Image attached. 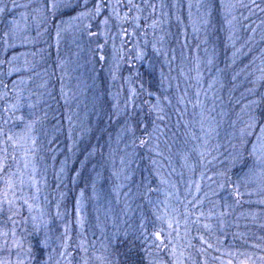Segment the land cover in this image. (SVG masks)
<instances>
[{
    "label": "rangeland",
    "instance_id": "1",
    "mask_svg": "<svg viewBox=\"0 0 264 264\" xmlns=\"http://www.w3.org/2000/svg\"><path fill=\"white\" fill-rule=\"evenodd\" d=\"M18 1L0 0V6L6 7L1 15L7 14L9 8L15 9L13 4L22 7L6 19L8 35L3 50L9 54L0 60V114L5 113L7 122L13 123L3 129L13 135V141L0 136V153L7 156L10 171L17 173L13 177L19 198L15 207L20 208L23 199H28L33 208L29 212L24 206L22 215L15 217L17 221L27 220L15 226V240L21 245L17 247L5 205L0 215V233L9 235H0V261L32 264L35 255L30 243L37 235L40 240L47 239V247L39 244L41 264H118L119 237L134 232L142 237L148 257L158 264H264V175L228 178L221 172L222 151L215 148L210 152L212 131L223 145L222 130L234 110L230 111L224 101L232 93L228 84L219 82L220 72L225 71L219 54L207 51L203 45L211 34L210 25L223 28L234 75L240 67L246 76L264 78V18L255 19L263 12L260 9L264 8V0L261 4L256 0L259 8L251 0H133L142 11L134 10L130 15H140V27L132 34L131 23L125 24L127 36L120 33L115 18H110L107 26L101 24L111 16L107 8L99 16L72 19L85 11L84 0H72L78 5L73 10H57L67 12L54 22L47 16L46 1L50 13V5L56 0ZM247 1L250 4L246 5ZM93 3L88 0L89 9ZM119 11L123 15L127 9ZM150 39L156 49L164 50L165 57L157 59L171 68L173 78L176 66L181 76L187 77L188 95L178 97L182 104L175 107L180 111L173 115L182 139L178 141L175 136L157 142L154 133L148 148L153 154L156 182L139 191V181L131 175L134 158H129L132 140L127 131L132 126L127 120L117 138L105 144L106 157L91 159L88 168L85 160L97 154L103 143L99 128L107 114L114 109L127 114L124 108L135 89L130 78L99 72L95 56L103 53V61H109L111 69L118 68L125 49L130 46L140 51L143 43L153 44ZM196 45L201 49L194 51ZM255 88L253 81L252 89ZM187 98L188 108L184 110ZM164 108L160 98V109ZM29 123L30 128L26 127ZM188 138L197 150L195 156L187 148ZM84 165L88 172L80 173ZM146 176L144 183L148 184ZM243 178L253 188L239 190L237 197L236 188ZM249 197L253 198L251 203ZM188 201H194L195 207ZM145 202L148 208H143ZM185 206L189 209L187 227ZM31 216L37 217L35 226ZM177 218L179 225L175 223ZM169 220L173 221L172 228L167 227ZM205 224L209 227L205 228ZM197 227L193 238L191 230ZM157 231L161 232L159 241L154 235Z\"/></svg>",
    "mask_w": 264,
    "mask_h": 264
},
{
    "label": "trees",
    "instance_id": "2",
    "mask_svg": "<svg viewBox=\"0 0 264 264\" xmlns=\"http://www.w3.org/2000/svg\"><path fill=\"white\" fill-rule=\"evenodd\" d=\"M25 0H19L18 3L21 4ZM46 1V10H48V18L53 22L56 19L61 18V14L65 15L67 10H62L60 13L51 9L49 13V5ZM259 3L262 0L258 1ZM216 4V3H214ZM250 4L248 1L246 5ZM261 4V3H260ZM252 6V5H251ZM6 8V7H5ZM22 9L21 6L16 7L15 9L10 8L6 10L9 11L5 15L0 16V60H4L8 57L9 52H4V42L6 40L5 31L7 30L6 19L10 14L15 13L16 11ZM63 12V13H62ZM121 13V12H120ZM264 11L259 12V16H256L255 19L262 20L264 18ZM58 14V15H57ZM134 14V10H133ZM132 14V16H133ZM56 15V16H54ZM47 18V19H48ZM250 20H247L249 22ZM222 24L224 22H221ZM53 23L50 22L49 27L52 29ZM211 34L208 37V40L205 39L207 51L216 50L219 54V58L222 61L223 66L225 67L224 72H220L221 81H224L231 87V96L225 97V103L230 106V115L228 116L227 123L225 128L222 130V136L225 143L223 145L219 140V136L216 138V135L212 131L211 135V144L209 146L210 152L215 148L221 150L220 159L223 161L224 169L221 171L222 175H227L229 177H234L235 179L238 176L242 175H264V165H260V160L258 159L259 153L252 154V143L256 140V134L259 132L257 127L253 132L252 129H249L248 125L252 122L253 118L258 124L264 125V78H257L254 74L253 76H246L245 71H241L239 67V73L234 75L233 65L227 54V48L225 47L226 39L224 35L226 32L223 28H214L209 26ZM149 37V36H148ZM153 43L154 41L150 39ZM154 43L146 42L142 44L140 49L144 53L142 59H136V53L139 49L137 47H130L125 49L122 53V65L118 68L111 69L108 65L109 61H103V53H100L97 57V65L100 69L97 68L99 72H105L113 75H120L122 79L130 78L133 81V87L135 95H133L132 100L129 103H126L124 109H127V114H120V110H110L105 117V123L102 124L99 128L100 134L99 138L103 137V143L98 149L97 154L86 158L85 165L88 168V164L91 159L96 160L99 157H106L105 144L112 143L117 138V133L120 129H125L124 120H127L128 124H131L129 131V139L132 140L131 145L128 147L129 158H134L131 167V175H135L134 179L139 181V191L145 190L149 187L154 186L156 174L154 171V163L152 162L153 154L150 152L148 145L150 140L154 139V133L156 141L158 142L163 139V141L170 140L171 138L178 137V141L182 139V132L180 131V125H175V113L180 110L175 109V107L180 103L178 97L182 94H187L185 90L187 77H182L181 72L178 66H176L175 73L176 78L172 76V70L169 66H166L157 58H164L165 52L162 49L161 51H156L153 48ZM187 47H190L189 44ZM202 46L196 45L195 49L199 50ZM156 49V48H155ZM99 51H94L97 53ZM247 54H250V48H247ZM252 55V49H251ZM156 58V59H155ZM241 66L242 64L239 63ZM172 66L174 63L171 64ZM170 65V66H171ZM168 68V70H167ZM107 69V70H106ZM163 73V75H161ZM253 81L256 83V88L252 89ZM151 94V95H150ZM161 98V103L164 105V109L160 111L150 110L151 105L156 101V97ZM165 97L168 99L166 100ZM171 101L169 103L168 101ZM189 98H187L184 104V110L188 108ZM128 104V105H127ZM193 105V104H192ZM194 107V110H198L199 107ZM118 112L119 115L115 114ZM199 112V111H198ZM171 115L173 119H171ZM162 116L163 119L158 117ZM8 116L5 113L0 114V128L5 129L8 125H13L12 121H8ZM104 120V119H103ZM173 122V123H172ZM161 133V136L157 135ZM150 134V135H149ZM98 138V140H99ZM141 139H146L148 142L145 145L140 144ZM90 140L95 142L94 138L91 137ZM188 146L191 156L197 154L196 148H192L193 141L191 138H188ZM220 142V143H219ZM81 143V142H78ZM0 145H2L0 143ZM181 152H178L180 154ZM1 156H4L3 153H0ZM77 160V159H76ZM84 166H81L80 173L88 170ZM107 166L109 164L107 163ZM98 170H100V165L97 164ZM251 170V173H250ZM148 179V184L145 181ZM145 184V185H144ZM252 185L247 183L243 178L241 183L238 185V189L242 192H247L252 190ZM253 200L252 197H249V201ZM138 202L140 199L138 198ZM74 205V202L71 205ZM143 208H148V204L145 202L142 204ZM260 208L258 207V210ZM246 213V212H245ZM191 227H194L191 226ZM197 228L192 231L193 238H196L194 233L197 232ZM119 249L116 250V253L119 259L116 257L118 264H158L156 260H151L148 257L147 253L144 250V242L142 237L137 236L136 233L130 232L126 233V236L121 235L119 237ZM30 243L33 255H35L34 262L32 264H41L42 263V249L38 241L40 240L37 235L32 239ZM169 264V263H168Z\"/></svg>",
    "mask_w": 264,
    "mask_h": 264
},
{
    "label": "snow or ice",
    "instance_id": "3",
    "mask_svg": "<svg viewBox=\"0 0 264 264\" xmlns=\"http://www.w3.org/2000/svg\"><path fill=\"white\" fill-rule=\"evenodd\" d=\"M251 3L254 7L259 8L260 6L258 4H256V0H251ZM78 5H75L72 3V0H56L55 3H52L50 5V7L52 8L53 12L55 13V11L60 10V9H68V10H73L77 7ZM246 6V5H245ZM13 7H17V5L13 4ZM83 7L85 8V11L79 12L76 16L72 17V19L75 20H79L82 17H86V16H99L101 15L102 11L107 8L110 13L111 16L110 17H105V19L103 21H101L102 25L107 26L109 19L110 18H115V20L118 22V27L120 29V33L122 35H129L128 30L126 27H124L125 24L131 23L132 27H133V33L135 34L136 29H138L140 27V15H135L132 16L130 15V13L135 10L136 13H140L142 11L140 5L135 4L133 2V0H115V3L112 2V0H94V3L92 5V8L89 9L88 8V0H84V5ZM150 7H152L153 11H155V7L150 5ZM189 7H191V5H189ZM247 7V6H246ZM121 8H126L127 11H125L123 13V15H121L119 9ZM261 11H264V8L260 9ZM5 12V7L0 6V14ZM189 16H191V14H189ZM154 26V25H153ZM196 29L194 28V31ZM91 34V33H90ZM7 33H5V37H7ZM57 35H59V33H57ZM154 50L159 51V49H155V45H153ZM144 53L142 51H137L136 53V59H142L143 58ZM103 58V57H101ZM14 59V58H13ZM174 59V57H173ZM209 63H211V61H209ZM161 75H163V73H161ZM198 78H199V74H198ZM209 87H211V84L209 85ZM133 95H135V93L133 92ZM151 95V94H150ZM199 95V93H197V96ZM165 99L167 100L168 98L165 97ZM169 103H171V101H168ZM13 108H15V105H12ZM150 110L152 111H160V98L157 96L156 97V103L151 105ZM159 119H163L162 116L158 117ZM21 120H23V117L20 118ZM5 123H7V121H5ZM26 127L30 128L31 127V123L27 124ZM249 129H252L253 132H250L249 134H253L254 130L258 127L259 128V132L258 134H256V140L254 143H252V154H257L259 153V157L258 159L260 160L261 164L264 165V125L258 124L255 121V118H253L252 122L249 123L248 125ZM150 135V134H149ZM0 136H5L7 141H13V135L10 133H5L3 131L2 128H0ZM148 141L146 139H141L140 140V144L141 145H145ZM33 145H35V139L32 140ZM13 146H15V143L13 144ZM6 151V150H5ZM201 155H203L201 153ZM13 160H15V156L12 157ZM27 167V165H25ZM63 170V168H62ZM251 173V170H250ZM79 173H77L78 175ZM17 175V173L15 172H11L10 171V166L7 163V156H3L0 157V183L3 184V188L0 189V215L4 214L5 211V205L7 206V211L9 213V215L7 216V220L11 221L13 224V229L11 231V236L13 237V244H15L17 247H20V243L18 241L15 240V237L17 235L16 233V228L15 226L17 225V223L24 225L27 223V220H21V221H17L15 219L16 216L18 215H22L23 212V208L24 206H27V209L29 212H31L32 208H33V204L29 203L28 199H23L22 204L20 205V208H16L15 205L18 202L19 198L16 196L15 193V181L13 179V177H15ZM58 178V177H57ZM209 179H212L211 177H209ZM24 184V180H23V176H20V185L21 187ZM36 185V182L33 181V186ZM57 187H59V185H57ZM221 187H223V185H221ZM196 190L197 192L200 191V186L199 184L196 185ZM37 193L39 192V188H36ZM9 193L12 194V198H9ZM236 196L239 197L240 192L238 189V186L236 188V192H235ZM81 195H83V193H81ZM33 199H36V197H33ZM79 200L77 201V217L78 220L77 222L79 223V213H80V209H79ZM189 205H193V207H195V203L194 201H188ZM57 207V216L60 215L59 212V203H57L56 205ZM200 215L202 216L203 213H200ZM184 219H185V226L187 227V223H188V216H189V209L187 206H185L184 209V213H183ZM29 219H31L34 223L35 226V221L37 219V217L35 216H31L29 217ZM175 223L177 225H179V219L177 218L175 220ZM167 227L168 228H172L173 227V221L169 220L167 223ZM205 228H208L209 226L207 224L204 225ZM35 231L39 232V228L35 227ZM67 231V229H66ZM0 235H3L5 237H7L9 235L8 232H3L0 233ZM156 239L159 241L161 240V232L157 231L154 233ZM203 238L201 237V240ZM38 243L44 247H47V239L44 240H40L38 241ZM83 242H81V247H82ZM5 245H7V240H5ZM209 247H211V245H208ZM86 251V249H83ZM172 255L175 257L176 256V250L175 248H173L172 250ZM0 264H4L3 261H0ZM85 264H87V261H85ZM176 264H179V261L176 262Z\"/></svg>",
    "mask_w": 264,
    "mask_h": 264
}]
</instances>
